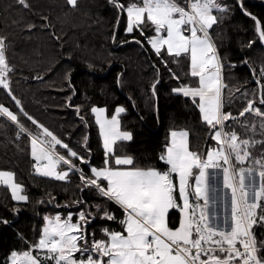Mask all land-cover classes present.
Wrapping results in <instances>:
<instances>
[{
	"label": "snow or ice",
	"instance_id": "obj_1",
	"mask_svg": "<svg viewBox=\"0 0 264 264\" xmlns=\"http://www.w3.org/2000/svg\"><path fill=\"white\" fill-rule=\"evenodd\" d=\"M18 3L30 7L27 0ZM111 3L119 9L118 15L126 19L124 31L133 34L132 40L137 44L149 45L165 65V53L174 60L182 56L187 59L186 75L194 78V83H181L171 91L190 98L199 109L209 129V146L206 151H194L189 146L187 130H170L159 156L167 167H137L133 157L120 154L117 147V142L132 140V133L122 131L120 125V114L126 109L117 105L109 117L106 107L92 106L90 111L99 126L104 149L103 166L96 167L87 155L71 148L24 111L12 95L23 117L40 131H29L20 116L3 104L0 115L16 124L17 136L27 134L35 171L60 181L67 180L70 172L78 173L79 191H95L105 203L89 208L86 201L77 198L73 203L84 207L76 213L69 211L63 218L59 212L55 216L45 215L38 240L25 241L27 250H12L4 264H264V240L258 243L253 232V225L264 224V157H253L249 139H241L233 124H226H239L238 116L254 113L261 118L260 128L264 129V66L258 76L255 69H250L257 88L241 93L245 103L238 116H234L225 110L224 65L210 35L218 22L214 12L227 11V5L219 0ZM67 5L74 8L77 0H67ZM240 7L243 8V0ZM246 14L253 19L260 41H264V21L251 12ZM112 35L115 39V32ZM9 42L8 36L0 34V87L11 95L10 74L14 67L6 57ZM173 77L180 80L174 73ZM65 79L71 87L70 71ZM158 83L157 79L151 85L153 94ZM72 94L75 95L74 88ZM228 96H232L231 90ZM69 106L84 121L80 105ZM252 128L255 130V125ZM86 140L85 137L83 150L90 153ZM57 145L67 151L66 156L56 151ZM61 162L65 167L57 171ZM81 164L88 167L87 173ZM0 185L10 189L14 201L29 200L14 172L0 170ZM225 190H230V196ZM108 202L122 210L120 217L108 209ZM172 212L177 214L175 222L170 220ZM98 215L103 221H116L121 230L102 227L97 238L88 226Z\"/></svg>",
	"mask_w": 264,
	"mask_h": 264
},
{
	"label": "trees",
	"instance_id": "obj_2",
	"mask_svg": "<svg viewBox=\"0 0 264 264\" xmlns=\"http://www.w3.org/2000/svg\"><path fill=\"white\" fill-rule=\"evenodd\" d=\"M219 2L227 5L228 10L214 12L218 22L210 35L224 65L225 110L238 116L245 103L241 93L257 88L250 69H255L259 75L260 67L264 66V47L253 19L241 12L238 0ZM27 3L29 8L21 6L18 0H0V34L9 37L6 57L14 67L10 74L11 95L0 87V104L16 112L25 128L33 133L40 131L23 117L12 95L20 101L24 111L71 148L87 155L96 167L103 166L104 149L99 126L90 111L92 106L106 107L109 117L117 105L126 109L120 117V125L122 131L132 133V141L118 143L117 147L120 154L132 156L137 167H167L159 156L170 130H187L190 148L206 151L210 143L209 129L199 109L190 98L171 91L181 83H194V78L186 75L187 59L182 56L174 60L165 53V65L149 45L134 42L133 34L124 31L125 17L118 15L119 9L111 0H78L74 8L67 5V0H27ZM243 6L264 21V0H243ZM135 35L142 39L138 33ZM69 71L71 87L65 79ZM173 73L180 80H176ZM157 79L159 83L153 94L151 85ZM69 104L80 105L84 121ZM239 121V124L227 123L233 124L241 139H249L253 157H264V131L259 132L261 118L253 113ZM17 131L14 122L0 115V170L14 172L16 182L24 185V194L29 197L26 203H17L10 190L0 186V264H4L12 250H27L25 241L38 240L45 215L55 216L59 212L63 218L69 211L76 213L84 207L73 203L77 198L86 201L89 208L105 203L95 191L87 188L83 193L79 191L78 173L70 172L64 181L37 173L30 139L26 133L17 136ZM85 137L90 153L83 150ZM56 151L67 155L59 145ZM74 162L79 163L75 159ZM64 167L61 162L58 170ZM80 167L86 173L89 171L85 165ZM107 207L117 217L122 215V210L114 203L108 202ZM176 218L177 214L172 212L170 220L175 222ZM4 220L8 223H3ZM102 227L121 230L116 221H103L98 215L89 224L88 231H95L100 238ZM254 231L258 243L264 240V224H256Z\"/></svg>",
	"mask_w": 264,
	"mask_h": 264
},
{
	"label": "crops",
	"instance_id": "obj_3",
	"mask_svg": "<svg viewBox=\"0 0 264 264\" xmlns=\"http://www.w3.org/2000/svg\"><path fill=\"white\" fill-rule=\"evenodd\" d=\"M222 78H223V69H222ZM175 94H177V93H175ZM177 95H181V94H177ZM182 96V95H181ZM185 98H187V97H185ZM124 113H121L120 114V117L123 115ZM120 117H119V119H120ZM189 133V132H188ZM188 139H189V137H188ZM132 141V140H131ZM131 141H125V142H123V143H129V142H131ZM118 143H121V142H117V144ZM209 171H211V170H209ZM256 177H257V185H258V183H259V177H258V172L256 173ZM219 183L221 184V186H222V174H219ZM246 183H247V181H246ZM0 186H4V185H0ZM6 187V186H5ZM9 189V188H8ZM10 190V189H9ZM227 193H228V195L230 196V190H225ZM11 192V191H10ZM15 202H17V201H15ZM27 202V201H26ZM26 202H17V203H26Z\"/></svg>",
	"mask_w": 264,
	"mask_h": 264
},
{
	"label": "water",
	"instance_id": "obj_4",
	"mask_svg": "<svg viewBox=\"0 0 264 264\" xmlns=\"http://www.w3.org/2000/svg\"><path fill=\"white\" fill-rule=\"evenodd\" d=\"M238 4H239V8H240L241 12H242L244 15L248 16V15L246 14V13H248V11L244 9V6H243V8L240 7V0H238ZM253 16H254V15H253ZM249 17H250V16H249ZM255 17H256V16H255ZM250 18H251V17H250ZM256 18H257V17H256ZM260 43H261V45L264 47V41H260ZM247 114H248V113H245L243 117H238V119H239V120L243 119Z\"/></svg>",
	"mask_w": 264,
	"mask_h": 264
},
{
	"label": "rangeland",
	"instance_id": "obj_5",
	"mask_svg": "<svg viewBox=\"0 0 264 264\" xmlns=\"http://www.w3.org/2000/svg\"><path fill=\"white\" fill-rule=\"evenodd\" d=\"M78 1V0H77ZM224 94H225V90H224ZM107 113V112H106ZM107 115V114H106ZM248 118H246L245 120H247ZM261 131H264V129H261L260 127H259V132H261ZM57 171H59L58 170V167H57ZM40 174V173H39ZM50 178H53V179H55L54 177H50Z\"/></svg>",
	"mask_w": 264,
	"mask_h": 264
},
{
	"label": "built area",
	"instance_id": "obj_6",
	"mask_svg": "<svg viewBox=\"0 0 264 264\" xmlns=\"http://www.w3.org/2000/svg\"><path fill=\"white\" fill-rule=\"evenodd\" d=\"M226 124H227V122H226ZM226 130H227V128H226ZM220 174H222V173H220ZM257 212H258V210H257ZM253 228H254V225H253ZM253 232H254V230H253Z\"/></svg>",
	"mask_w": 264,
	"mask_h": 264
},
{
	"label": "bare ground",
	"instance_id": "obj_7",
	"mask_svg": "<svg viewBox=\"0 0 264 264\" xmlns=\"http://www.w3.org/2000/svg\"><path fill=\"white\" fill-rule=\"evenodd\" d=\"M124 113H125V112H124ZM248 114H249V113H248ZM248 114H247V115H248ZM238 117H239V116H238Z\"/></svg>",
	"mask_w": 264,
	"mask_h": 264
}]
</instances>
